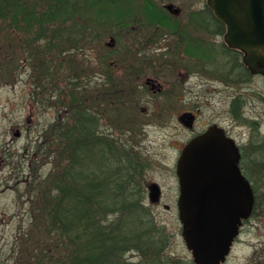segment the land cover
Masks as SVG:
<instances>
[{
  "label": "trees",
  "instance_id": "16d2710c",
  "mask_svg": "<svg viewBox=\"0 0 264 264\" xmlns=\"http://www.w3.org/2000/svg\"><path fill=\"white\" fill-rule=\"evenodd\" d=\"M90 1L0 0V49L6 55L14 51V42L26 34L30 58L41 63L44 75H51L64 61L72 63L67 55L85 47L81 39ZM81 21L85 22L79 28ZM52 56L58 58L48 59ZM75 69H83L86 76L87 61L84 66L76 62ZM85 76H68L66 89H70L59 98L64 113L50 132L52 151L44 152L57 158V168L47 178L30 177L27 182L29 201L36 206L33 219L37 214L39 220L36 230L25 234V241L16 242V260L20 264H177L163 257L165 228L145 203L143 183L150 163L127 140L96 135L99 125L92 116L89 119ZM54 85L37 86L38 94L54 93ZM105 101L108 120L126 130L117 115L125 101L110 92ZM243 169L255 192L252 216H259L264 211L263 134H252ZM132 251L140 254L141 262L125 260ZM261 258L264 264V255Z\"/></svg>",
  "mask_w": 264,
  "mask_h": 264
},
{
  "label": "rangeland",
  "instance_id": "374dc122",
  "mask_svg": "<svg viewBox=\"0 0 264 264\" xmlns=\"http://www.w3.org/2000/svg\"><path fill=\"white\" fill-rule=\"evenodd\" d=\"M152 1L157 6L175 3L177 6L182 7L183 19L190 14L195 5H199L195 0ZM204 2L205 0H203V6L205 5ZM123 4L132 5L138 12V9L146 3H144V0H133L132 4H129L126 0H123L119 6ZM110 6L113 7V5ZM84 22L77 26L79 28L83 27ZM109 34L106 33V42L109 41ZM85 39L86 37L81 41L85 43ZM27 40L29 39H27L26 34L21 33V39L14 42V45H16L14 51L7 52L6 55L4 49H0V264H20L16 260V242L25 241V234L29 229H35L38 223L37 214L35 220L33 219L36 206L29 201L30 193L27 182L30 177L32 179L36 176L39 178L41 176V179L47 178L52 170L57 168V158L47 157L44 152L46 150L52 151L49 145L51 142H48L51 141L50 132L64 113V108L59 104L61 100L59 98H62L63 93L70 89H66L69 81L68 76L78 77L80 75L82 76L81 79L85 76L82 72L83 69L82 71H76V62L84 66V63L88 61L85 51L86 46V48L83 47L76 52L72 51L71 55H67L72 60L71 64L66 60L63 65L60 63L59 68L54 69L51 75L47 72L44 75L41 69L45 68L41 63H38L35 58H30ZM38 43L44 44V41L40 40ZM171 44L174 48L175 43L172 42ZM116 48V46L113 48L107 47V53L114 55ZM125 50H129L131 53L122 52L120 54L133 55L130 48L126 47ZM56 58L58 56H52L48 59L56 60ZM177 58L174 53L166 58L168 60L166 63L163 61L164 58L159 57L162 61L156 58L158 60L155 66L156 73L153 74L150 69H145L146 74L148 73L156 78L166 88L174 86L179 90L181 87L179 77L185 73L195 72L196 63L183 55L181 59L177 60ZM217 58L221 59V57ZM58 60L56 64H58ZM198 65L200 66V64ZM204 66L209 72L213 71V68H209V65L204 64ZM71 80L73 78H70ZM190 83L191 86L196 88L200 86L201 88L208 87L212 89L216 86V89L218 87L207 79L193 78ZM190 83L187 84L188 87H190ZM52 84H55L54 87L57 91L52 94L49 92L48 94L47 92L38 94L40 90L36 88L37 86L51 88ZM59 86L62 88V93L58 92ZM217 90L219 91L211 101V105L208 104V108L205 106V113L227 109L225 101L228 100L229 92L230 94L232 92L220 88ZM244 94L249 102L247 106L245 105V111L250 115L251 120L260 119L262 121V134L264 135V83L259 80H252L248 90L245 87ZM152 95L149 94V97ZM235 95L236 97L240 96L238 92H235ZM127 96L126 105L121 106L117 113L119 120L122 121L121 124H125L126 130H122L123 127L121 129L117 128L113 121L111 123L108 120L109 113L105 108V118L102 120L99 129L101 128L103 133L114 135L123 141L127 140L141 153L145 160L149 161L150 165L143 183L144 197L147 206H152L151 210L155 221L165 228L166 248L163 257L173 260V262L178 261L177 264H194L192 254L187 249L182 237V224L179 220L177 207L179 188L175 167L178 149L182 147L183 136H181L175 123L171 125L172 128L167 129L163 124V119L153 116L146 117L142 114L143 108L147 107L148 111L151 112L156 107L154 104L152 105L148 95L134 96L128 94ZM132 97L142 98L143 103L139 106L135 105L133 103L134 99L131 100ZM64 100L66 101V99ZM160 102L163 104L161 99ZM158 104L161 107V103ZM174 106H176L174 109L176 111L179 104L176 103ZM185 107L192 108V105L189 103ZM158 111L159 109L156 108V112ZM147 119L153 120L151 125L147 124ZM248 130L249 128L244 125L236 128L240 135L246 136L238 139L241 145H244L248 140ZM18 132L20 135H15ZM155 186L158 188V193ZM156 193L158 194V200L154 201L152 198ZM159 195L161 196L159 197ZM263 255L264 211L259 216H252L244 225L240 236L234 243L231 254L224 264H260ZM124 258L128 263L142 261L137 251L129 252Z\"/></svg>",
  "mask_w": 264,
  "mask_h": 264
},
{
  "label": "flooded vegetation",
  "instance_id": "af4514ba",
  "mask_svg": "<svg viewBox=\"0 0 264 264\" xmlns=\"http://www.w3.org/2000/svg\"><path fill=\"white\" fill-rule=\"evenodd\" d=\"M93 1L95 3V0L89 2L91 7L88 9L85 23V48L87 46L85 51L88 56L85 88L88 94L89 119L92 116L99 125L96 135L106 134L99 127L108 110L105 101L108 92L121 96L125 101L124 106L128 94L134 96L143 94L148 97L149 94H153L149 99L152 105L156 106L155 110L150 112L146 107L142 109V114L163 119L167 129L172 128L171 125L175 123L183 136L175 167L178 188L177 164L183 151L193 140L209 132H214L239 147L240 167L245 174L243 169L245 151L250 148L252 134L258 132L262 134V121L251 120L245 111V105L247 106L249 102L244 92L245 87L248 90L252 80L264 83V76L253 75L244 62V53L228 44L225 39L227 25L219 20L208 6L207 0L204 6L203 0H195L199 5H195L184 19L182 7L175 3L157 6L152 0H144L146 4L137 12L132 5L119 6L123 0H96L95 6H92ZM126 2L132 4L133 0ZM106 33H110L108 42L105 41ZM172 42L175 43L174 48ZM114 46L117 47L116 53L108 54L107 47ZM126 47L133 52L132 56L124 54L131 53L125 50ZM122 52L123 55L120 54ZM173 53L178 57L177 60L183 55L196 63L195 72L179 75L181 80L179 90L174 86L166 88L156 78L146 74L148 69L155 74L156 61H162L159 57L164 58L163 61L166 63L168 61L166 58ZM204 64L212 67L213 71L209 72ZM193 78L207 79L218 87L216 89V86L212 89L193 87L190 83ZM189 83L190 87L187 86ZM218 88L232 92L231 94L229 92L228 100L225 101L227 109L205 113V106L208 108L207 105H211L219 91ZM235 92L240 96L236 97ZM131 100L138 106L143 103L142 98L132 97ZM131 100L129 99L130 102ZM158 103H161V107ZM176 103L179 104V108L175 111ZM189 103L192 108L185 107ZM156 108L159 109L158 112ZM147 122L151 125L153 120L147 119ZM242 125L249 128L248 140L244 145H241L238 139L246 136L236 131V128ZM155 189L158 193L157 186ZM157 193L152 200H158Z\"/></svg>",
  "mask_w": 264,
  "mask_h": 264
},
{
  "label": "water",
  "instance_id": "95a60500",
  "mask_svg": "<svg viewBox=\"0 0 264 264\" xmlns=\"http://www.w3.org/2000/svg\"><path fill=\"white\" fill-rule=\"evenodd\" d=\"M227 25L228 44L244 53L253 74L264 75V0H207ZM239 147L209 132L183 151L177 175L182 237L194 264H223L255 206L251 182L240 168Z\"/></svg>",
  "mask_w": 264,
  "mask_h": 264
}]
</instances>
